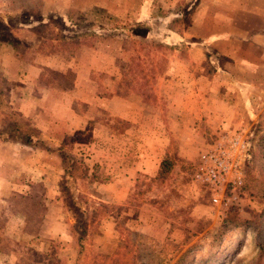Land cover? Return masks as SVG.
<instances>
[{
    "label": "rangeland",
    "instance_id": "rangeland-1",
    "mask_svg": "<svg viewBox=\"0 0 264 264\" xmlns=\"http://www.w3.org/2000/svg\"><path fill=\"white\" fill-rule=\"evenodd\" d=\"M217 84L239 121L208 135ZM237 132L221 210L193 171ZM262 246L264 0H0V264H264Z\"/></svg>",
    "mask_w": 264,
    "mask_h": 264
},
{
    "label": "built area",
    "instance_id": "built-area-1",
    "mask_svg": "<svg viewBox=\"0 0 264 264\" xmlns=\"http://www.w3.org/2000/svg\"><path fill=\"white\" fill-rule=\"evenodd\" d=\"M247 156L248 141L242 132L220 136L200 154L193 180L208 189L213 206L228 210L237 202Z\"/></svg>",
    "mask_w": 264,
    "mask_h": 264
},
{
    "label": "crops",
    "instance_id": "crops-1",
    "mask_svg": "<svg viewBox=\"0 0 264 264\" xmlns=\"http://www.w3.org/2000/svg\"><path fill=\"white\" fill-rule=\"evenodd\" d=\"M190 72L192 73V76L196 75L197 70H200V66H189ZM206 68H203V77L198 78L197 80L199 82H197V80L195 82L191 81L188 85L189 89H192L193 92H195L194 90H198L199 93L202 92V90L204 91L205 87L209 89V86H212V82L209 81L208 82V77L205 74L206 72ZM209 76V75H208ZM206 83L207 82V86H200L197 87V83ZM217 83V82H215ZM216 87H218V91L221 94H224V96H219L217 98V101L214 102L212 108L206 113L204 120L202 121L203 127L205 128V130L209 133L208 135H210L211 133L214 134L216 132V130L218 129V131H226V127L232 128L234 126H236V124L239 121L238 118V114L235 113V103H231L229 98H226L225 95H229L230 91H231V85H229L228 87H224L222 84H218L215 85ZM214 89H216L214 87ZM206 96L208 95L207 90L204 92V96H201V101L199 102V106H203L206 104H209L211 99L210 98H206ZM229 100V101H228ZM233 102V101H232ZM195 103H198L197 101H195ZM215 107V108H214ZM222 108V109H221ZM219 109H221L219 111ZM235 113V115H234ZM226 115V116H225ZM234 121L233 124H231V122ZM222 122H225V124H222ZM163 152V150H162Z\"/></svg>",
    "mask_w": 264,
    "mask_h": 264
},
{
    "label": "trees",
    "instance_id": "trees-1",
    "mask_svg": "<svg viewBox=\"0 0 264 264\" xmlns=\"http://www.w3.org/2000/svg\"><path fill=\"white\" fill-rule=\"evenodd\" d=\"M261 251H264V246L260 247Z\"/></svg>",
    "mask_w": 264,
    "mask_h": 264
}]
</instances>
